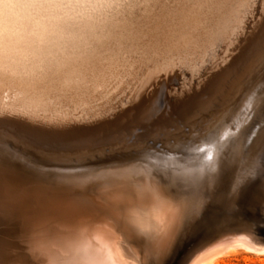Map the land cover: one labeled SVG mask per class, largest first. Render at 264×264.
<instances>
[{"label":"rangeland","instance_id":"rangeland-1","mask_svg":"<svg viewBox=\"0 0 264 264\" xmlns=\"http://www.w3.org/2000/svg\"><path fill=\"white\" fill-rule=\"evenodd\" d=\"M3 1L0 0L2 7L0 10L4 11H0V17H3L0 18L2 22L0 28L5 29H0V32H3L0 34L4 36L3 38L1 36L0 40L4 39L5 43L9 41L13 45L0 41V131L4 133L5 145L0 150V163L13 166L21 173L22 171L31 173L28 178L34 174L31 167L37 165V160L74 165L85 163L88 159L95 160L97 155L110 153L115 156L139 155L141 153L134 144L124 141L126 134L136 133L138 125L150 130L161 125L184 123L190 129V133L198 132L191 128V123L201 112L199 101L208 96L209 83L224 79L226 72L240 63L241 53L264 38V8L260 6L261 3L264 4V0H125V2L124 0H18V3L17 0ZM11 1L14 2L10 3ZM16 10L21 11L19 15ZM256 15H261L259 21ZM37 17L38 21L35 19ZM14 19L15 21L19 19V22H13ZM7 21L12 23L9 24ZM42 21H44L43 26ZM13 23H15V28L13 27L15 31L12 32L9 29L11 25L14 26ZM24 25L26 29L22 30ZM36 25L39 27L36 28ZM30 27L34 30L31 31ZM19 29L22 30L21 34ZM230 29L233 31L231 32ZM34 32L39 33L35 35ZM10 33L13 38H9ZM38 39H41L40 43ZM160 60L163 62L162 66ZM161 88L168 92L166 114L151 124H142L148 100L158 96ZM256 120L257 116H254L250 124ZM191 137L198 136L181 131L176 137L149 140L148 147L157 153L176 152L180 156L182 145L190 141ZM173 142H179L180 147L178 149L172 147ZM122 145L126 151L122 150ZM56 148L63 150L66 155L58 160L45 158L43 153ZM17 154L20 158H17ZM257 180L248 185L245 191L246 197L244 201L238 202L237 210L244 217L246 224L241 232L252 234L258 243L264 245V209L260 205L264 187L258 184ZM22 189L19 187L18 190L4 195V203L0 202L2 204H0L2 208H0V264H74L75 262L77 264L75 251L65 246L67 245L65 239L56 240L51 245V248L60 246V250L57 248V252L54 253L57 255L45 251L39 253L44 240L52 238L48 234L52 229L56 230L54 226L50 228L48 225H56L57 221L52 218L53 223L50 224V219L47 220L48 217H52H50L52 204L46 202L48 205H45L42 202L44 207L40 206L41 201L21 196L19 193ZM8 195L10 198L17 197V201H13L15 198L10 199ZM17 202L19 205L16 204ZM5 203L9 209L3 206ZM27 203L30 209L33 203L36 207L38 203L40 208L38 207L36 211V207H33L32 211L28 205L25 206ZM20 204L24 205L21 207ZM3 209L10 211L8 212L10 215H7ZM12 209L15 212L19 211L17 213L20 214H16ZM28 209L29 214L26 213ZM41 210L45 211L47 216ZM219 214L218 205L212 199H208L202 205L195 221L190 223L191 227H188L183 234L169 264H181L195 248L208 244L215 234L226 230L211 227L213 220ZM26 216L31 219L28 220ZM37 217H40L39 219L44 217L46 221L42 220L45 222L40 223ZM33 222H39L40 226ZM67 248L69 251L65 253L64 250ZM46 253L47 257L42 256ZM69 256L72 258L70 259ZM213 264H264V253L246 249L231 250L219 255Z\"/></svg>","mask_w":264,"mask_h":264},{"label":"bare ground","instance_id":"bare-ground-1","mask_svg":"<svg viewBox=\"0 0 264 264\" xmlns=\"http://www.w3.org/2000/svg\"><path fill=\"white\" fill-rule=\"evenodd\" d=\"M4 1H6V0H4ZM8 1H10V0H8ZM127 1H129V0H127ZM13 2L11 1L10 3H13ZM123 2H125V0ZM10 3H8V4H10ZM17 3H18V0H17ZM221 3H223V2H221ZM2 4H3V6H5L4 3H2ZM29 5H31V4H29ZM263 5L264 4H262V3L260 4V6L262 8H264ZM115 6H117V5H115ZM14 7H16V6L14 5ZM0 8H2V7H0ZM9 8H11V7H9ZM49 8H50V6H49ZM6 9H7V5H6ZM54 10H56V8ZM0 11H3V10H0ZM13 11H15V9ZM16 11L18 12V10H16ZM97 11H99V10H97ZM243 11H245V10H243ZM261 11H262L261 13L263 15V10H261ZM17 12H13V13H17ZM20 12H18V15ZM6 13H8V11ZM23 14H25V13H23ZM10 15H12V14H10ZM242 15H243V13H242ZM245 15H246V13H245ZM21 16H23V15H21ZM58 16H57V19H59ZM256 16H258V15H256ZM260 16H258L257 21H259ZM16 17H19V16L16 15ZM38 17L35 18V19H37V21H38ZM0 18L3 19V17H0ZM10 19H13V17H10ZM15 19L13 20V22L15 21ZM19 19H21V18H19ZM19 19H17L18 22H19ZM44 20H45V18H44ZM17 21H15V22H17ZM30 21H31V19H30ZM7 22L9 24L12 23L9 21H7ZM23 22H20V24H22ZM34 22H36V21H34ZM43 22L44 21H42L41 24ZM8 23H7V27H8ZM39 23H40V21H39ZM55 23L58 24L57 22H55ZM3 24H5V22ZM13 24H14V26L11 25L12 27H11V29H9L11 31L14 30V28H15V23H13ZM20 24L17 25L18 28L20 27ZM24 24H25V22H24ZM43 24H42V26H43ZM25 25H24V28L21 26L23 28L22 30L26 29ZM31 26H34V25H31ZM5 27H6V24H5ZM35 27L37 28V27H39V25L38 26L36 25ZM3 28H4V26H3ZM43 28L45 30V27H43ZM0 29L4 30L5 28L4 29L0 28ZM30 29H31V31L34 30V29H32V27H30ZM52 29H50V31ZM7 30H8V28H7ZM19 30H20L19 32L21 34L22 30L21 29H19ZM48 30H49V28H48ZM230 31L232 32L233 30L230 29ZM7 33H8V31H7ZM29 33H33V32H29ZM1 34H3V32ZM1 34H0V37L2 36ZM37 34L35 33V35H37ZM11 35H12V33H10V36ZM23 35L24 34H22V36ZM30 35L32 37H34L32 34H30ZM116 36H117V34H116ZM3 37L4 36H2V38ZM20 37H21V35H20ZM9 38H13V37L11 36ZM2 40H0V41H2L4 44L9 43V41L7 43H5L6 40H4V39H2ZM12 40H15V39H12ZM19 41H21V40H19ZM25 41L28 42L27 40H25ZM33 41H34V38H33ZM40 41H41V39L39 40V43H40ZM14 42H16V41H14ZM34 42L36 43V40ZM42 42H45V41H42ZM28 43H30V42H28ZM204 43H205V41H204ZM235 44H236V42H235ZM9 45L12 46L13 44L11 45L9 43ZM19 45H20V43H19ZM29 46H30V44H29ZM5 48H7V47H5ZM11 48L12 47H9L10 50H13ZM189 49H190V47H189ZM14 50H15V48H14ZM6 51L7 50L5 49V52ZM29 52H30V50H29ZM194 52H196V51H194ZM217 52L218 51H216V53ZM219 52H221V51H219ZM6 53H5V55H6ZM10 54H11V52H10ZM212 55H214V54L212 53ZM160 56H158V57H160ZM186 56H187V54H186ZM202 56L203 55H201V57ZM218 56H219V54H218ZM0 58H1V56H0ZM5 58H6V56H5ZM164 61H165V59H164ZM147 62H149V61H147ZM162 63L163 62L161 61V66L163 65ZM0 64H1V62H0ZM64 65H66V64H64ZM240 65H241V61L238 65L234 66L229 71H227V72L225 71L226 75H224V79H222L219 82V83H221L222 87H221V89H219L220 95L217 99L216 104L211 105L210 111H207V112L201 111L199 113V115L196 118H194L193 122L191 123V126H192L191 128L199 131L204 125H209V121H212V123L209 126L212 127L216 131V133L219 137H223V143L225 144V151L223 153H221L217 149V147L214 143H211V142L205 140L203 136H198V137H191L190 141L184 142V144L181 147V151L178 150V152L179 151L181 152L180 156H178L176 152H174V153H172V152H170V153H168V152L157 153V151H151L150 150V155H148V156H144L141 154H139V155L138 154L137 155L121 154V155L115 156V155H112V153H110V154H104V155H97V158L95 160L88 159V161L86 160L87 162H85V163H77L74 165H66V164H62L59 162L56 163V162H50V161H44V160H37V162H38L37 165L31 167L33 169V172H34V174H32V176H31L32 178L31 177L28 178V176H30L31 173L30 174L26 173V172L24 173L23 171L21 173L17 168H14L13 166H7V165H3L0 163V202L1 203L3 202L4 195L18 190L19 187L23 188L21 193H19L21 196L31 197L32 199L35 198V199H37V201H41V203L42 202L45 203V205H48V204H46L47 201L39 200L36 196V193L40 192V191H52L55 194L56 198L60 202L57 204H54L55 208L53 207V204L51 205L50 208H53L51 211L52 213H50V212H48V213H50V217L51 216L52 217L51 218L48 217L47 220H49V219L51 220V221L49 220L50 224L53 223L52 218L56 219L57 222L54 220L56 222V225L55 224L54 225H48L47 224L48 221L46 224L48 226H50V228H52L51 226H54V228L56 230L53 231V229H52L51 230L52 232H50L48 234V235L52 236V238L44 240V244H42L43 247H41V251L39 253H45V252L52 253L53 252V254H54L55 252H57V248H59V250H60V246H57V248H56V246L55 247L52 246V248H51V245H53L54 241H56V240L65 239L67 241V245H65V246L71 247L75 251V254H76L75 256L78 260L77 264H153L154 261H155V264H169L173 258V254L177 250V247H178L183 236L177 242H172L170 246H169L167 240H165V242L159 247L150 246L146 239H140V238L133 239L131 237V235L128 233V231L126 230L124 224L120 220L117 219V215L120 213H123L125 211L134 212L135 213V219L139 223L143 224L145 227L150 228L151 225L154 223V215H155V210L157 208H163L166 217L171 219L172 218L171 214L174 213L179 207V205L177 203L179 201L185 207L193 210V215H192L191 220L188 224V227H191L190 223L195 221L197 215L199 214V212L202 209V205H204L205 202L208 201V199H211V197H213V196L217 197L219 195V193L223 192L225 194L228 193V194L234 195L235 198H238V200L234 198V201L237 200V202H240V201L242 202V201H244V197H246L245 191H247V189H248L247 187L250 183L261 178L259 181L258 180L257 181H258V184H261L264 187V108H262L259 104V97L261 94L262 86H264V70L257 68L255 71H251V72H248L247 74H245V70L243 68H240V74L238 76H236L235 78H233L232 74L237 70V68ZM114 66H115V64H114ZM0 68H1V66H0ZM103 70H104V68H103ZM151 70H152V67H151ZM34 72H35V70H34ZM108 74H109V72H108ZM121 74H123V73H121ZM94 77H96V76H94ZM32 80H33V78H32ZM142 81H143V79H142ZM12 98H13V95H12ZM18 99H19V97H18ZM5 106H8V105H5ZM35 110H36V108H35ZM66 111H67V109H66ZM254 116H257V120L253 124H250ZM213 117H215V120H213ZM131 119H132V116H131ZM126 121H128V120L126 119ZM24 141H26V140H24ZM78 145H80V143H78ZM123 146L124 145H122L121 147H123ZM126 147H128V146H126ZM122 150L126 151V148L123 147ZM174 150H177V149H174ZM201 150H203V151H201ZM242 155L244 157L243 160L241 159ZM208 156H211L212 159L211 160H205V158ZM160 160H166L167 166H157V163H155V162H158ZM248 164H250L252 166V174L243 180V182L240 184V190L238 192H233V188L235 186L236 180L240 179V177H241L242 166H246ZM27 168L30 170L29 167H27ZM22 170H24V169H22ZM54 175H55V177H59V179L61 180L60 183H55ZM161 189H163L165 192L169 193V195H160L159 193L161 192ZM149 193H156L157 196L155 198H150L148 195ZM9 196L10 195H8V197ZM11 198H15V197L12 196ZM18 198L20 199V197H18ZM15 199H13V201H17V199L16 200ZM18 202L16 204L19 205ZM29 202H30V200H29ZM34 203L33 204L31 203L32 208L36 207L34 205ZM43 203L40 206H43ZM1 205H0V208H1ZM23 205L24 204H22V206ZM27 205H28V203L25 204V206H27ZM3 206H7V204L5 203ZM15 206L17 207V205H15ZM20 206H21V204H20ZM21 207H19V210ZM38 207L39 206L37 203V207H36L37 210L35 209L36 211H38V209L40 208V207L39 208ZM45 207H48V206H45ZM6 208L9 209L8 206ZM12 208H14V206ZM28 208L30 209L29 205H28ZM50 208H47V209H50ZM29 209H28V212H26L28 214L31 210V209L30 210ZM14 210H15V208H14ZM14 210H13V212H15ZM17 210L15 213L20 214V213H17V212H19ZM33 210L34 209H32V211ZM36 211H35V213H36ZM5 212L7 215H10L8 213L10 211H8V212L5 211ZM20 212H24V211H20ZM21 214H23V213H21ZM33 215L35 216V214H33ZM37 215L38 214H36V216ZM40 215H41V212H40ZM45 215L47 216L46 212H45ZM30 216H32V215H30ZM22 217L25 219L24 215ZM40 217H42V215ZM29 219H31V217L28 218V220ZM39 220L41 223V221L45 220V218L43 217L42 219H39ZM33 221H35L34 218H33ZM45 221H42V222H45ZM34 224H38L40 226L39 222L38 223L35 222ZM245 225L246 224L244 223V221L241 220L239 222H236L235 225L232 226V228L230 226L224 227V229H226V230H224L223 232H218L208 241V244H204V245L197 248V250L195 252V256L193 257L194 264H213L215 259L219 255H221L222 253L229 252L231 250H237V249H246V250L257 252V253H264V245L263 244L258 243L255 240V238H253L252 234L246 233V232L245 233L241 232L245 228ZM229 228H230V230H229ZM253 234H255V233L253 232ZM262 237L263 236H261V238ZM65 240H64V242H65ZM22 242H23V240H22ZM64 251H65V253H67V251H69V248L65 249ZM64 251L61 249L62 254L64 253ZM47 253L45 255H42V256L47 257ZM69 253H71V251ZM54 255H57V254H54ZM72 256H71V258H72ZM187 257L188 256H186L182 260L181 264H185V260L187 259ZM66 258H65V260H66ZM69 258H70V256H69ZM52 259L54 260V258H52ZM70 259H69V261H71ZM73 261H74V259H73ZM43 262H45V261H43ZM60 264H62V263H60ZM67 264H71V263H67Z\"/></svg>","mask_w":264,"mask_h":264},{"label":"snow or ice","instance_id":"snow-or-ice-1","mask_svg":"<svg viewBox=\"0 0 264 264\" xmlns=\"http://www.w3.org/2000/svg\"><path fill=\"white\" fill-rule=\"evenodd\" d=\"M240 68L245 70V74L251 71H255L257 68L264 70V38H261L258 42L254 43L251 48L241 53V65L237 68V70L232 74L233 78L240 74ZM222 85L219 82L212 81L208 85V96L202 98L199 101V111L207 112L211 110V105H215L217 99L220 95L219 89H221ZM168 96V92L166 89L161 88L158 96L155 98H151L148 100L142 124L147 123L151 124L153 121L159 120L162 116H164L165 109L167 106L166 97ZM211 102V103H210ZM259 104L262 108H264V86H262L261 94L259 97ZM215 120V117H213ZM212 121H209V125ZM209 125H204L198 132L190 133V129L184 123H174L170 125H161L154 129H145L144 127L138 125L136 133H128L124 137V141L129 144H134L137 150L141 153V155L148 156L150 155V149L148 147L149 140L154 138H162V137H176L179 132L183 131L189 135H197L203 136L205 140L214 143L217 149L223 153L225 151V144L223 143V137H219L216 131L210 127ZM147 133V135H145ZM4 133L0 131V150H2L5 145L3 143ZM172 147L179 148V142H173ZM203 151V150H201ZM45 158L50 160H58L61 157H64L66 153L56 148L54 150H49L43 153ZM17 158L19 154H17ZM212 157L208 156L205 160H211ZM243 160V155L241 156ZM157 163V166H167L166 160H160ZM252 174V166L250 164L246 166H242L241 168V177L236 180L235 186L233 188V192H238L240 190V184L246 179L249 175ZM55 183H60L61 180L59 177H55ZM160 195H169V193L165 192L161 189ZM150 198H155L157 196L156 193H149ZM36 196L39 200L47 201L50 204H57L60 201L56 198L55 194L52 191H40L36 193ZM179 207L178 209L172 213V221L173 226L169 233L167 234V242L169 246L172 242H177L187 230L188 224L193 215V210L185 207L181 202H177ZM261 208L264 209V192L261 193L260 198ZM67 206V205H66ZM134 239V238H133ZM196 248L189 254L187 259L185 260V264H194L193 257L195 256ZM155 264V261L153 262Z\"/></svg>","mask_w":264,"mask_h":264},{"label":"clouds","instance_id":"clouds-1","mask_svg":"<svg viewBox=\"0 0 264 264\" xmlns=\"http://www.w3.org/2000/svg\"><path fill=\"white\" fill-rule=\"evenodd\" d=\"M162 195V194H161ZM132 238L146 239L150 246H161L167 234L173 226L172 219L166 217L163 208H157L154 215V223L150 228L145 227L135 219V213L125 211L117 215Z\"/></svg>","mask_w":264,"mask_h":264},{"label":"water","instance_id":"water-1","mask_svg":"<svg viewBox=\"0 0 264 264\" xmlns=\"http://www.w3.org/2000/svg\"><path fill=\"white\" fill-rule=\"evenodd\" d=\"M193 122V121H192ZM196 122V121H195ZM240 197V196H239ZM234 195L228 193H219L217 197H211V199L218 205L220 214L213 220L211 227L214 229H221L224 227L234 226L236 222L244 221V217L237 210V199L234 201Z\"/></svg>","mask_w":264,"mask_h":264}]
</instances>
